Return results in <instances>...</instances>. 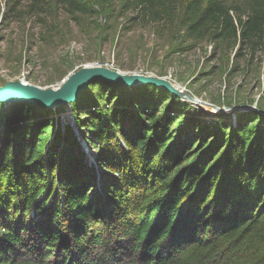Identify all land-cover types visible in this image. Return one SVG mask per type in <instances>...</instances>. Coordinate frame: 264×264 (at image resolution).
Instances as JSON below:
<instances>
[{"label": "trees", "instance_id": "1", "mask_svg": "<svg viewBox=\"0 0 264 264\" xmlns=\"http://www.w3.org/2000/svg\"><path fill=\"white\" fill-rule=\"evenodd\" d=\"M115 1L194 41L264 44V0ZM23 2L38 14L53 2L91 11L83 0H8ZM139 88L150 103L130 128L118 104L91 108L84 125L76 111L78 131L101 152L98 175L76 130L63 133L29 102L12 104L18 113L0 123V264H264L262 129L191 133L190 117L180 127L173 111L185 103ZM97 96L111 100L103 89ZM118 136L129 149L121 158L106 152Z\"/></svg>", "mask_w": 264, "mask_h": 264}, {"label": "rangeland", "instance_id": "2", "mask_svg": "<svg viewBox=\"0 0 264 264\" xmlns=\"http://www.w3.org/2000/svg\"><path fill=\"white\" fill-rule=\"evenodd\" d=\"M83 1L91 10L85 15L70 14L57 2L38 14L29 2L13 8L8 0H0V88L24 82L43 91L57 90L82 68L101 65L126 75L164 79L189 96L191 100L154 86L161 99L174 95L185 103V107L175 103L173 111L182 122L180 127L186 126L190 117L191 133L199 127L223 125L230 134L232 128L249 125L257 131L261 128L260 134H264V44L252 48L234 39L223 43L213 36L194 41L184 30L126 10L115 0ZM139 87L95 80L69 105L54 109L35 106L41 108L36 114L45 116L51 111L63 133L69 127L76 130L84 160L95 166L98 175L101 152L91 150V136L84 137L78 131L76 111L84 125L91 108L109 111L111 105L118 104L124 108L120 121L130 128L138 108L150 103L140 98ZM98 89L114 100L100 103ZM17 103L24 102L0 103L3 128L9 113H18L17 106L12 105ZM60 124L57 121L54 131ZM106 147V152L116 158L129 154L119 136Z\"/></svg>", "mask_w": 264, "mask_h": 264}, {"label": "water", "instance_id": "3", "mask_svg": "<svg viewBox=\"0 0 264 264\" xmlns=\"http://www.w3.org/2000/svg\"><path fill=\"white\" fill-rule=\"evenodd\" d=\"M68 83H65L67 78L61 83L62 88L57 90L43 91L28 85L24 82H13L9 85L0 88V103L11 102H29L34 106L54 109L57 106L69 105L74 102L76 98L83 92V90L93 81H113L126 86H144L154 85L160 88L169 89L178 96H183L191 100L189 96L184 94L176 87L169 84L164 79L155 77H147L139 74H124L122 72H115L103 66L97 68L87 69L82 68L75 74ZM219 110V109H217Z\"/></svg>", "mask_w": 264, "mask_h": 264}, {"label": "bare ground", "instance_id": "4", "mask_svg": "<svg viewBox=\"0 0 264 264\" xmlns=\"http://www.w3.org/2000/svg\"><path fill=\"white\" fill-rule=\"evenodd\" d=\"M97 67H99V66H96V65H89L88 67H86L87 69H92V68H97ZM72 78V77H71ZM70 78V79H71ZM69 79V80H70ZM69 80H67L65 83H68L69 82ZM63 85V84H62ZM62 85H59L58 87H56V88H62L63 86ZM39 89V88H38Z\"/></svg>", "mask_w": 264, "mask_h": 264}]
</instances>
